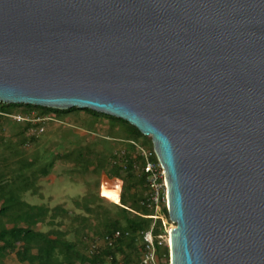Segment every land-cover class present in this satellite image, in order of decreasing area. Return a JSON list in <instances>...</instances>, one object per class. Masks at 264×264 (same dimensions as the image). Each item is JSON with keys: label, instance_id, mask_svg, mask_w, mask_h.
Masks as SVG:
<instances>
[{"label": "water", "instance_id": "1", "mask_svg": "<svg viewBox=\"0 0 264 264\" xmlns=\"http://www.w3.org/2000/svg\"><path fill=\"white\" fill-rule=\"evenodd\" d=\"M0 103L129 122L170 264H264V0H0Z\"/></svg>", "mask_w": 264, "mask_h": 264}, {"label": "trees", "instance_id": "2", "mask_svg": "<svg viewBox=\"0 0 264 264\" xmlns=\"http://www.w3.org/2000/svg\"><path fill=\"white\" fill-rule=\"evenodd\" d=\"M0 104V112L7 114L13 113L8 111L12 107H17L26 114L39 111L42 115L63 114L66 116L78 110V108L56 110L29 104ZM79 111H84L95 120H110L112 118V116L90 109H80ZM32 126V123L27 122L26 126L16 133L19 140L13 143L10 141L5 147V151L17 160L8 180H6L5 174H0V263L1 259L14 252L21 263L29 264H119L118 255L123 257L124 264H143L141 258L145 251L144 235L152 230L159 260L165 259L164 264H170L169 245L164 242L165 239L160 238V236H167V225L162 219L151 218L155 211L148 206L150 188L147 182L148 174L144 169L146 161L136 146L128 143L135 141V143L141 142L140 144L144 147L149 145L153 152L152 159L157 161L152 139L144 136L135 126L128 125V134L125 136V140H128L126 141L128 147L120 156L119 162L116 160L107 162L106 158L100 160L98 155L95 161L89 157L87 146L81 150L82 154L77 155L78 159L73 162L70 158L71 154L65 156L57 154L52 162L45 160L42 162L41 159H44L42 156L28 160L19 148L21 144L35 142L34 137H26V133ZM111 156L116 159L115 155ZM56 161L72 162L74 168L79 165L84 166L87 172L104 170L106 177L116 178L123 183L120 204H115L123 213V221L119 218L111 219L105 215L102 223L104 231H101V224L95 230L99 239L105 243V248L97 250L91 256H86L81 251L82 237L85 236V232L89 228H92L87 216L79 215L72 218V222L73 219H76L78 224L70 226V230H64V221L71 217V212L64 205L51 208L45 205H31L24 201V196L28 193L40 195L37 187L38 182L50 174ZM140 188L141 191H139ZM95 201L96 197L92 195L81 205V208L88 215H92L95 210L91 207V203H95ZM163 207L164 215L169 218L167 204L164 203ZM57 218L61 219L57 221ZM47 220L48 225L53 227L49 231L43 232L34 229L39 224L46 223ZM9 223L12 224L11 227L7 225ZM72 232L76 236L74 241L68 239ZM115 232H120V236L114 237ZM139 240L142 242L140 246Z\"/></svg>", "mask_w": 264, "mask_h": 264}, {"label": "rangeland", "instance_id": "3", "mask_svg": "<svg viewBox=\"0 0 264 264\" xmlns=\"http://www.w3.org/2000/svg\"><path fill=\"white\" fill-rule=\"evenodd\" d=\"M79 110L64 116L63 114L42 115L39 111H32L30 114H26L17 107L8 109V111L13 112L10 114L11 117L1 116L0 119V174H5L6 180L9 179L8 177L15 167L14 165L17 159L10 156L9 152L5 151V147L10 141L13 143L19 140L16 133L26 126L27 122L32 123L33 126L26 133V137H34L35 142L31 141V143L23 145L17 143V145H19L20 150L28 160L42 156L44 158L41 159L42 162L44 160L46 162H52L57 154L61 156L71 154L70 158H72L73 162L78 159L77 155L81 153V150L87 146V150L89 151L88 155L93 160L96 161L98 155L100 156V160L106 158L107 162H113L114 160L119 162L121 160L120 156H122L124 150L128 147L126 142L128 140H125V136L128 134V125L131 124L115 117H112L110 120H95L89 114ZM147 137L151 138L150 136ZM131 142L135 141L128 143ZM140 143L137 144L142 146ZM142 147L150 150L149 145ZM110 155H115L116 159L112 156L110 157ZM72 162L63 163L62 161H56V165L50 174L41 178L38 182L37 187L39 188L40 195H31L28 193L24 198L32 205H45L51 208L64 205L71 212L70 219L63 223L64 230H70V226H76L78 224L76 219H73L72 222V218L79 215L87 216L92 228H89L85 232V236L82 237L83 246L81 247V251L86 256H91L97 250L105 248V243L102 242V239H99L95 231L100 224L101 231H104L102 223L105 215L111 219L119 218L123 221V213L115 205L120 204L119 188L115 190L111 187L116 181H120V183L122 181L116 178L106 177L104 170H99V172H91L90 170V172H87V169L80 165L74 168ZM123 175L125 174L123 173ZM106 181L109 182V187L111 188H107L106 186L102 187ZM121 188H123V183H121ZM139 191H141V188ZM101 192L102 196L105 197L104 199L101 196ZM92 195L96 197L95 203H91V207L95 210V213L88 215L81 208V205ZM163 208L160 215L167 224L168 232L167 236H163V238L165 239L164 242L169 245V233L176 225L164 215ZM60 219L57 218V221ZM7 225L12 226L10 223ZM51 228L53 227L48 225L47 220L46 223L39 224L34 229L47 232ZM68 239L74 241L76 239L75 233L72 232L68 236ZM138 244L140 246L142 242L139 240ZM118 260L119 264H124L121 255H118ZM158 261L160 264L165 263V259ZM0 264L29 263H21L16 254L12 252L1 259Z\"/></svg>", "mask_w": 264, "mask_h": 264}, {"label": "built area", "instance_id": "4", "mask_svg": "<svg viewBox=\"0 0 264 264\" xmlns=\"http://www.w3.org/2000/svg\"><path fill=\"white\" fill-rule=\"evenodd\" d=\"M0 116H6V117H11L10 114L0 112ZM133 145L136 146L138 152L141 153L143 158L146 161L145 164V172L148 174L147 177V182L149 185V194H148V206L153 208L155 211V214L151 216L154 220L157 219H163V217L160 215V212L162 211L163 204H167V199H166V193H167V188H166V180H165V172L164 169L162 168L161 164L159 163V160L154 161L153 158V152L151 150H147L143 148L142 146H139L135 142H131ZM155 154V152H154ZM156 155V154H155ZM157 157V156H156ZM122 183V182H121ZM121 183L120 181H116L114 185L111 187L113 189H118L119 188V196L121 197ZM107 188L109 187V182L106 181L105 185ZM101 187V189H102ZM102 196V192H101ZM103 197V196H102ZM105 198V197H103ZM107 199V198H106ZM165 225H167L164 222ZM120 232H115L114 237H119ZM160 238L164 239L163 236H160ZM144 244H145V251L143 253V256L141 258V261L143 264H159V258L156 253V248H155V242H154V236H153V231L150 230L146 232L144 235Z\"/></svg>", "mask_w": 264, "mask_h": 264}, {"label": "crops", "instance_id": "5", "mask_svg": "<svg viewBox=\"0 0 264 264\" xmlns=\"http://www.w3.org/2000/svg\"><path fill=\"white\" fill-rule=\"evenodd\" d=\"M44 199V198H43ZM24 201H26V199L24 198ZM27 202V201H26ZM28 203V202H27ZM30 204V203H29ZM32 205V204H31Z\"/></svg>", "mask_w": 264, "mask_h": 264}, {"label": "bare ground", "instance_id": "6", "mask_svg": "<svg viewBox=\"0 0 264 264\" xmlns=\"http://www.w3.org/2000/svg\"><path fill=\"white\" fill-rule=\"evenodd\" d=\"M168 241H169V239H168Z\"/></svg>", "mask_w": 264, "mask_h": 264}]
</instances>
